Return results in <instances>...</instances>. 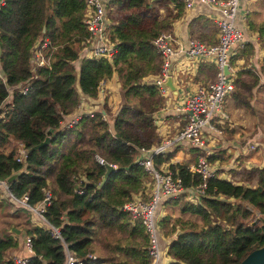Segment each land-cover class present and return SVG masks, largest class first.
Wrapping results in <instances>:
<instances>
[{
    "label": "trees",
    "instance_id": "obj_1",
    "mask_svg": "<svg viewBox=\"0 0 264 264\" xmlns=\"http://www.w3.org/2000/svg\"><path fill=\"white\" fill-rule=\"evenodd\" d=\"M111 5L118 16L107 26L116 48L109 61L77 55L78 45L87 38L81 23L83 0H0V179L16 173L7 183L8 191L15 197L26 194L29 204H41L49 194L42 215L58 228L67 250L81 264H149L147 235L140 221L131 222L121 206L135 194L145 197L152 186L149 171L136 158L140 148L159 142L153 119L163 98L144 79L159 73L161 60L152 40L172 30V23L182 15L183 2L109 0L105 8ZM161 7L163 15L158 11ZM201 37L198 34L197 39ZM43 39L48 41L41 49L47 63L33 67L34 44ZM252 50V44L236 47L228 63L248 59ZM204 67L205 75L215 76V66L202 61L194 78L204 76ZM113 74L119 104L105 107L107 120H100L98 113L82 115L70 128L56 131L62 117L73 112L81 99L94 98L99 81ZM259 75L264 76L261 66L256 72L251 68L235 72L231 95L236 105L247 106L243 102L253 96L251 90L263 87ZM25 85L27 91L21 93ZM46 135L50 136L47 145L28 152L23 163L17 161L16 143L29 149ZM180 143L192 157L167 168L184 189L194 188L201 179L189 162L198 152ZM177 144L154 156L157 169L173 157ZM220 152L206 156L207 161L223 163ZM95 155L116 166L99 187L105 167L95 161ZM246 177L249 184L215 174L207 179L205 194L195 201L184 192L161 200L158 207H165L166 214L158 219L159 243L169 239L167 264H237L264 245V166L250 168ZM9 201L15 214L25 218L22 232L29 237L32 251L25 264H64L63 243L43 222L30 223L26 208ZM250 206L259 211V225H248ZM13 246L12 233L1 229L0 264H13L6 258ZM88 254L95 258H87Z\"/></svg>",
    "mask_w": 264,
    "mask_h": 264
},
{
    "label": "built area",
    "instance_id": "obj_2",
    "mask_svg": "<svg viewBox=\"0 0 264 264\" xmlns=\"http://www.w3.org/2000/svg\"><path fill=\"white\" fill-rule=\"evenodd\" d=\"M83 2L84 13L81 18V23L86 30L87 38L78 45L80 52H77V55H79L78 57L95 59L103 57L110 61L116 52V48L115 44L108 37L107 26L109 19L106 16L107 10L101 0H83ZM195 2L217 10L219 16L216 17L217 32L215 42L205 44L199 40L190 38L187 40L185 50L182 51L179 41L171 31L160 33L152 40V45L160 56V70L157 75L152 76L151 80L145 82L157 88L158 93L163 98V103H165L166 98L169 96V90L164 85V82L168 76L172 77L173 71L177 74H180V72L183 75L187 74L192 79L191 74L193 75L196 71L197 64L203 61L215 66V78L204 84L196 83L192 88L185 89L182 95H180L181 104H175L173 110L184 123L174 135L163 138L158 144L151 146L149 149L140 148V153L136 161L149 171L153 179L152 186L144 193L145 197H141L140 194H135L121 206V210L127 213L131 222L136 220L140 221L147 235L149 264H160L161 252H163V247L159 243L160 229L158 218L155 215V211L161 200L168 197H176L184 192L187 199L195 201L198 199V196L205 194L207 179L219 172L218 167L210 166L206 156L215 155V151L218 150L221 145L220 142L224 138L223 129L227 116L223 110V104L234 89L233 82L235 73V70L231 68L232 66L228 64V57L231 55V50H234L244 43L243 32L235 24L240 0H183L184 8H191ZM47 44L44 39L41 42H35L32 54L33 67L47 63L41 53V49L47 46ZM174 56L178 58V67L176 70L170 67L171 60ZM223 64H227V75L222 73ZM109 79L99 81L95 97L87 100L91 102L93 109L85 113L77 112L78 108L84 102L81 99L77 108L74 110L76 113L72 114V112L69 116L62 117L59 122V129L70 128L82 115L92 117L94 113H98L100 120L106 121L108 115L105 112V107L109 104L110 94L113 95L114 93V86L106 87ZM174 84L180 86L182 79L179 76H174ZM20 90L21 93H25L27 91L26 85L21 87ZM153 122L154 125H157L160 122L159 117L154 118ZM211 135L220 136L221 141L214 142L216 140ZM46 136L50 138L49 135ZM177 142H183L197 149L198 154L190 169L200 176L201 181L194 188L184 189L181 186V181L178 176L172 173L167 167L157 169L154 164V156L157 153ZM253 147V142L249 141L244 142V145L241 148L239 146V149L241 152H245L252 150ZM13 154L17 161L23 163L27 149L21 143H17ZM94 159L101 165H109L113 170L116 169L115 164L106 163L97 155L94 156ZM0 190L5 192L9 200L26 208L28 213L30 212L32 214L34 220L33 225H38V221L43 222L53 237L62 242L58 228L51 226L42 215L44 211L43 206L47 204V199L49 198L47 192L41 204H29L26 194L15 197L8 191L6 179H0ZM210 193L214 195L215 190H212ZM166 240L167 238L165 239V246L169 242H166ZM22 246L27 253H32L31 242L26 235L22 239ZM63 247L65 249L64 264H81L80 259L69 252L64 243ZM87 258L94 259L95 255L88 254ZM7 259H11L13 264H25L29 257L13 256Z\"/></svg>",
    "mask_w": 264,
    "mask_h": 264
},
{
    "label": "crops",
    "instance_id": "obj_3",
    "mask_svg": "<svg viewBox=\"0 0 264 264\" xmlns=\"http://www.w3.org/2000/svg\"><path fill=\"white\" fill-rule=\"evenodd\" d=\"M103 6L109 0H101ZM183 2V0H182ZM168 6H173L172 3H168ZM159 13L163 15V8L158 9ZM219 14L215 8H212L210 6H206L200 3L195 2L193 6L189 9L184 8L182 9V15L179 19H176L172 23V30L171 32L176 36L177 40L179 41L182 51L186 48L187 40L191 37L198 38V34L202 36L200 39L201 42L205 44H210L211 42H215L216 39V32H217V26H216V17H218ZM236 26L239 27L243 32V39L244 43L242 44H252L253 50L252 54L248 59H245L243 57L236 58V61L233 65H231L232 70H235L237 72L238 70H243L246 68H251L255 72L258 71L259 67H262L263 73H264V0H240L239 6L236 13ZM212 44V43H211ZM241 45L238 46V48ZM233 52L231 53V56L233 55ZM178 58L176 56L173 57L170 63V67L173 70H176L178 67ZM196 66V71L191 74V78L187 74H177L175 71L172 73V84H174V76H179V78L182 79V84L180 86H177L174 84L175 89L177 91L176 94H171L169 91V96L166 98L165 103H163V106L161 107L160 111H157L155 114V117H159L160 122L155 125L156 126V134L159 141H161L163 138L172 136L175 134V132L179 129V127L182 125L181 120L178 118L177 114L175 113L174 106L175 104H181L180 103V95H182L183 91L185 89H190L194 86L196 83L204 84L207 81L214 79V74L212 76H207L206 74V67L202 68V72L204 73V76L201 74L198 76V79H196L198 75V70ZM200 67V66H199ZM197 74V75H196ZM196 77L194 78V76ZM260 76V75H259ZM194 78V79H193ZM235 78V73H234ZM152 77H147L144 79V81L151 80ZM196 79V80H195ZM260 82L263 83V87H260L258 89L253 88L251 92L253 95L255 93L263 94L264 92V76L259 77ZM114 86L117 88V81L115 78V75L113 74L109 82L106 84V87ZM234 86V82H233ZM234 91V90H233ZM233 91L230 93V95L227 97L223 104L224 112L227 114V120L224 123V138L221 141V137L216 135H211L213 139L217 141H221V145L219 146L218 150H216V153L218 151L220 152V156L224 157L223 163H218V169L219 172L218 177L222 179H226L232 182L236 183H248V179L251 177H246V172L250 168H260L261 166L259 163V155L256 152H250L245 151L241 152L236 157L235 151L237 149V144L239 143V139L242 140V142H254V140L257 139L258 135L256 133H252V131L249 129L250 124L241 121L240 123L234 122V117L231 119V110H241L247 111L244 109L245 107H249V109H253L252 104V96L249 100H245L243 103H246L247 106H243L240 104V106L236 105L234 103V98L231 95ZM259 97V96H258ZM93 107L91 105L90 101L84 100L83 105L80 106L77 110V112L85 113L87 111L92 110ZM243 111V112H244ZM76 113V111H73L72 114ZM249 129V130H248ZM234 141V142H233ZM176 146H174L176 149H174L173 157L167 161L164 164H161L159 168L167 167L168 164L172 163H180L182 161H189L192 157V153L188 149V147L180 142H178ZM236 159V162H234ZM191 167L193 165L192 161L189 162ZM225 165V166H222ZM224 167V169L222 168ZM223 169V170H222ZM253 181H255L254 176L251 177ZM249 184V183H248ZM253 186V185H252ZM190 200V199H189ZM193 201V200H190ZM251 211L253 212L252 208L255 209V207L250 206ZM257 210V209H256ZM259 212L255 214L254 220L252 221V225H257L258 222H260L259 219ZM166 214V209L163 206H160L156 209L155 215L159 219L161 216ZM176 213L171 214V216H176ZM20 224V223H18ZM16 230H19V234L13 233L12 236L14 238V246L10 248L6 252V258H12L13 256L16 257H24L25 255L23 246H22V239H23V230L14 228ZM169 239L166 240L168 242ZM163 248L161 252V262L160 264H167L171 261V258L167 256L165 250V238L162 241ZM161 243V245H162Z\"/></svg>",
    "mask_w": 264,
    "mask_h": 264
},
{
    "label": "rangeland",
    "instance_id": "obj_4",
    "mask_svg": "<svg viewBox=\"0 0 264 264\" xmlns=\"http://www.w3.org/2000/svg\"><path fill=\"white\" fill-rule=\"evenodd\" d=\"M106 16L108 17L109 22L111 21L112 18L115 19L118 16V11L116 10L115 5H111V8L107 9ZM191 38L198 40L195 37H191ZM46 42L48 43L47 40ZM78 52L80 51L78 50ZM41 53L44 56L42 51ZM116 93L117 92H116V87H115L113 95L110 94L111 97L109 98V104L113 105L114 107H117L119 104L118 99H116V97H113ZM253 96H256V97H252V104H253L254 110L252 108L249 109V107L245 108L247 113H245L244 110H243L244 112L241 110L239 111L237 109L231 110L232 111L231 119L234 117L235 123H240L241 121H244L246 123L248 122L250 124L249 129L252 131V133H256L258 135L257 139L254 140L255 142L253 143L254 147L252 150H250V152L252 151L256 152L259 155L260 165H264V93L263 94L255 93ZM238 141L239 143L237 144V149L235 151L236 157L240 154L239 146L241 148L244 145V142H242V140L239 139ZM16 146H17V143L15 145V148ZM6 149H9V146H6ZM234 162H236V159ZM210 166H214L215 168H217L218 163H213V164L210 163ZM222 166H225V165H222ZM222 168L224 169V167ZM146 191H148V189H146ZM9 202L10 201L8 197L6 196L5 192L3 190H0V230L5 229L13 234L14 232L11 231L12 228L13 229L14 228L24 229L25 226L23 225V222L25 218L22 215H16L15 213L17 212V210L15 209V206L10 204ZM252 210L253 212L248 222V225L250 226H253L252 221L254 220L255 214L258 211L256 210V208L255 209L252 208ZM26 218L29 220L30 223L34 222L32 214L30 212L26 215ZM259 223L260 222H258V224Z\"/></svg>",
    "mask_w": 264,
    "mask_h": 264
},
{
    "label": "water",
    "instance_id": "obj_5",
    "mask_svg": "<svg viewBox=\"0 0 264 264\" xmlns=\"http://www.w3.org/2000/svg\"><path fill=\"white\" fill-rule=\"evenodd\" d=\"M222 73L224 75L228 74L227 71V64H223L222 66ZM164 85L168 88V90L171 92V94H176L177 91L172 84V78L171 76H168L164 82ZM190 114V112H188ZM49 143V137L45 136L42 141H40L38 144L32 146L31 148L27 149V153L33 150H36L44 145H47ZM105 172L101 178V181L97 184V186H101L102 183L105 181L108 174L112 171H114L109 165H105ZM16 173H12L6 178V182H10L14 177H16ZM15 234H19V230L11 229ZM26 257H30L31 255L29 253H24ZM237 264H264V245H262L259 248L253 249L250 251L242 260H240Z\"/></svg>",
    "mask_w": 264,
    "mask_h": 264
},
{
    "label": "clouds",
    "instance_id": "obj_6",
    "mask_svg": "<svg viewBox=\"0 0 264 264\" xmlns=\"http://www.w3.org/2000/svg\"><path fill=\"white\" fill-rule=\"evenodd\" d=\"M105 7V6H104ZM107 10V9H106ZM109 24V23H108ZM233 51V50H232ZM232 53V52H231ZM231 56V55H230ZM229 64V63H228ZM230 65V64H229ZM197 66H198V64H197ZM227 71H228V69H227ZM214 78H215V76H214ZM234 90V89H233ZM87 100V99H86ZM79 104V103H78ZM110 106V104L108 105V106H106V107H109ZM223 110H224V108H223ZM74 111V110H73ZM72 113V112H71ZM71 113H69V114H67V115H65V116H69ZM156 118V117H155ZM61 121V120H60ZM59 121V122H60ZM57 130H60L59 129V125H58V128L56 129V131ZM223 133H224V129H223ZM50 139V138H49ZM18 143H20V142H18ZM105 166V165H104ZM257 225H259V224H257ZM250 226V225H249Z\"/></svg>",
    "mask_w": 264,
    "mask_h": 264
}]
</instances>
